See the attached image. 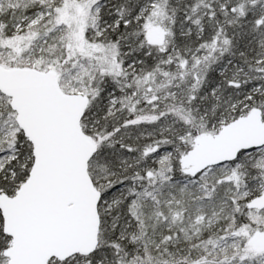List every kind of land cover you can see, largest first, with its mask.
Wrapping results in <instances>:
<instances>
[{
	"label": "snow or ice",
	"instance_id": "1",
	"mask_svg": "<svg viewBox=\"0 0 264 264\" xmlns=\"http://www.w3.org/2000/svg\"><path fill=\"white\" fill-rule=\"evenodd\" d=\"M0 264H264V0H0Z\"/></svg>",
	"mask_w": 264,
	"mask_h": 264
}]
</instances>
